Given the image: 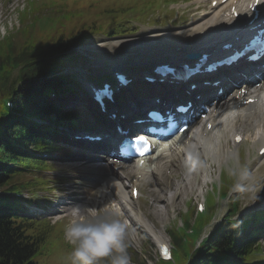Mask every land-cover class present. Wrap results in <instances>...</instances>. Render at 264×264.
Returning <instances> with one entry per match:
<instances>
[{
    "label": "rangeland",
    "instance_id": "rangeland-1",
    "mask_svg": "<svg viewBox=\"0 0 264 264\" xmlns=\"http://www.w3.org/2000/svg\"><path fill=\"white\" fill-rule=\"evenodd\" d=\"M28 1L29 0H10L4 3L3 0H0V42L7 36L5 43L19 40L22 34L17 35L16 30H18L20 22L22 24V30L41 31V33L35 36L37 44H40V41L45 42L44 39L49 35L55 36L57 34L58 25L66 19L78 20L84 24V31H87L88 28H90L89 31H91L92 27L98 28L99 26H101L100 29L111 30L113 27L118 26V23L122 24L130 19L132 20L131 22L137 19V22L141 23L143 26H154L157 24L154 20V14H152L155 6L152 8L151 5H146V1L149 2V4L159 6L165 5V2L168 0H38L35 4H29L28 8L30 10L20 18V13L24 10ZM200 1L202 0H190L187 3H178V5L172 6L174 11L176 10L179 14L185 9L190 10V12L186 13L188 17L190 16L189 21H182L177 17L174 23H172V26L170 25L164 29L143 27L140 33L138 32L133 35V37L106 38L103 37L106 35V33L103 32L100 36L90 37L87 41L80 43L78 48L72 49L69 52L73 60L68 62L67 68L62 74L63 77H74V80L77 78V80L83 84L84 81H89L84 77V72L89 75L92 74V76L95 77L97 75L105 76L110 72L113 64H118L128 69L130 67L140 68L141 66L154 62L153 57L150 55V47H153L151 44L148 45L145 43V48L137 49L133 43L131 48L119 50L118 48L124 47L120 46V43V45L113 48V41L116 40L133 39L144 34L145 37L142 38L153 41L154 46H158L159 44H161L159 46L163 44L173 45L177 43H183L188 46L187 43L189 42L179 37L177 33H180V31L175 30L183 29L181 32H185L192 27L196 18L200 19V16H206L204 15L205 12L203 13L204 10L211 12L209 9L211 8L212 1ZM159 15L162 21L163 18L161 14ZM167 18H173V14L171 13V16ZM111 21H114L116 25L110 26L109 24ZM236 25H238V23H235L229 29H233ZM132 27L137 30L141 28V26L137 24ZM169 32L171 33L169 34ZM230 35L231 34L227 35L225 38ZM229 39H226V41H230ZM190 44L192 43H189V45ZM190 52H192L191 48L186 53ZM262 109V113H264V108ZM209 113L210 111L208 114L206 113V121L210 119ZM215 115H218V112ZM263 117L264 114L261 113L256 116V124L259 126L256 127L257 129L253 127L251 129V137L249 136L247 140L248 142H245L244 145H240V151L244 150L246 155L244 158V152H240L241 167H245L244 164L248 163L251 169H248V167L246 169L241 168L239 173H237V175L235 174L238 179H234H236L238 183L229 185L227 200L219 201L217 196H215V199H212L213 203L210 205L212 207L210 211H214V217L212 221L205 225L202 231V235H204L200 241L194 242L193 239L190 238V244L192 243L194 250L198 249L199 243H201L206 235L216 231L221 226L222 222L226 220L229 215L230 202L234 197H238L236 204L238 205V209L235 214L231 215V220L241 221L242 219L249 218L256 213L264 211V167L260 166L257 170L251 167L252 164L256 166L259 163L256 160L258 154L256 153L257 149L253 146V137L257 136V132L264 128V122L259 119H263ZM194 131L196 132L198 129ZM259 151L258 149V153ZM58 154H61L63 157L58 155L60 157L57 156L51 159L50 162H47L48 165L51 166L48 171L34 173L35 175L25 177V179L33 178V180L47 179L49 182V186L45 190H37L34 192L23 191L24 198L31 199L33 202V204L26 205L29 210L33 212V215L34 213L39 215L43 214L45 215L44 217L50 215V212L58 208L57 205L59 202H55L52 205L49 202L61 196L62 192L60 191L64 188V185L59 182L62 181V179L64 181L65 179H69L81 183L79 184L80 186L74 185L73 183L67 184L65 186L66 190H68L69 194L78 192V194H80V206H85L90 214H103L107 212L120 218L126 225V243L129 242L135 245L134 249L129 252V255L134 256V252H136L137 255L142 254L138 262L144 261L145 264H155L161 260L159 256L161 244L155 242L157 238L164 239L163 243L167 242L165 244L172 250V255L175 256V254H177L178 249H174V235L177 234L182 237L181 235H184L186 230H177V228L180 229V221H182V218H184L191 209H194V207H196L197 212V202L200 200V198H198L199 194L207 193L211 185L218 183H209V187L204 185V183L211 180L205 178L204 174L208 175V167L215 165L210 162H205L204 165L207 168L205 171H203L204 169L201 170L198 181H196V177L191 178L192 184L190 186L189 180L186 178V180L184 179L187 175V164L183 158V154L178 155L177 162L174 164L173 159L171 165L164 161L153 160L151 163L148 161L142 171L144 174L140 176H137L135 173L136 165H130V167L126 169L127 172H124V169L119 170L116 168L99 170L93 167L94 162L92 163L93 165L88 164V161L86 163L85 159H81L78 155L76 156L70 149L59 151ZM68 155H70L69 158H71V161L65 160ZM226 155H223L225 160H227ZM209 160H212V158L209 157ZM214 162L217 163L216 161ZM176 164L177 166H174ZM217 164L220 166V162ZM224 166L226 165H222L221 169H223ZM113 169L118 173L119 177L116 178V176H114V172L111 171ZM110 174L112 175L110 176ZM223 174L225 175L224 172ZM99 179H102L99 182L100 185L106 181L104 184H107V189L101 186L97 189L92 188L94 186L93 181ZM239 179L242 182H239ZM75 187L80 188L75 189ZM132 188L138 190V201L132 200ZM126 198L132 202V206L128 205ZM9 202L15 205L17 209H20L18 213L23 215L21 213L22 207L27 201L9 199ZM26 212L29 211L26 210ZM65 215L66 214L53 215L49 217L51 220L48 222L52 225L49 224L45 241L41 244L34 258L38 264H70L69 254L71 246L64 239V231L65 228L70 225L74 217L72 214L68 217H65ZM195 216L196 213L191 215V222L194 220ZM48 222H36L34 227L27 228V234L33 235L43 232V228ZM190 244H187V247ZM142 246L144 247L143 251ZM185 248L186 247H184L183 252ZM259 251L262 252L259 254ZM175 257L176 264L182 262L180 256L176 255ZM250 257L255 261L257 258L264 261V247H257Z\"/></svg>",
    "mask_w": 264,
    "mask_h": 264
},
{
    "label": "trees",
    "instance_id": "trees-1",
    "mask_svg": "<svg viewBox=\"0 0 264 264\" xmlns=\"http://www.w3.org/2000/svg\"><path fill=\"white\" fill-rule=\"evenodd\" d=\"M9 1L3 0L4 3ZM37 1L29 0L20 16L30 10L29 4ZM146 5L155 6L147 1ZM109 25L116 24L111 21ZM100 28L92 27L91 31L90 28L84 31V24L66 19L58 25L55 36L49 35L44 39L45 42L37 44L35 36L41 31L22 30L20 22L16 31L22 37L5 43L7 36L0 42V264H38L34 258L45 241L49 223L43 232L28 235L27 228L34 227L36 221L19 214L17 207L9 202L13 197L5 191L19 193L45 189V179L25 177L49 169L46 161L38 156L54 153L57 146L54 143L56 134L51 133L54 125L77 128L78 122L83 121L79 113L62 114L71 90H62L60 87L68 82L75 84L60 75L68 62L73 60L69 51L90 35L106 32L107 35L115 36L130 32L127 24L115 26L111 30ZM6 100L11 101L12 109L6 106ZM35 118L45 124L38 126ZM48 121L50 123L47 125ZM237 201L238 197L231 200L228 217L214 232L215 235L202 243L200 250H194L190 242L187 247L182 237L174 235L177 255L182 258V263L244 264L252 248L246 238L236 237L241 221L231 220V215L237 212ZM193 213H196L195 208L189 215ZM209 217H197L191 222L192 217L189 216L184 221L186 228L190 230L194 227L196 231L193 235L187 232L188 236L198 239L205 225L210 222Z\"/></svg>",
    "mask_w": 264,
    "mask_h": 264
},
{
    "label": "bare ground",
    "instance_id": "bare-ground-1",
    "mask_svg": "<svg viewBox=\"0 0 264 264\" xmlns=\"http://www.w3.org/2000/svg\"><path fill=\"white\" fill-rule=\"evenodd\" d=\"M206 1L207 0H202L200 2H206ZM244 1L245 0H227L225 3H223V0H212V2L217 3V7L215 9H212V8L209 9V10H211V12L204 10L203 13L205 12L204 15H206V16H200V19L196 18L195 21L193 20L194 23L192 24L191 28L187 29L185 32L177 33V35L179 34L178 36L181 38H184L185 39L184 41H186V42L194 43V45L196 46V50H203L207 53L220 51L221 47L224 44H227L229 42V41H226V39L228 40L229 38H231L229 40H232V39L238 38L240 35H245V37L248 36V32L246 30L249 26L246 27L244 25V23L249 22V18L252 19L253 17H251L252 14L249 11L248 3L244 2ZM204 5H202V6H204ZM233 8H235V11L237 12L238 16L232 15L233 14L232 13ZM235 23H238V25H236L233 29H229ZM229 34H231V35L229 37L225 38ZM174 38H175V36H174ZM171 40H172V38H171ZM144 42L145 41H143V43ZM146 42L149 45L151 40H147ZM120 43H121V45H120ZM133 43H135V42L134 41L119 40V41L114 42L113 48H115L117 45H120L123 47H126V46L131 47ZM189 43H187V44L189 45ZM138 46H139V49L145 48L144 44L138 45ZM145 53H147V52H145ZM259 68H261V67H257L256 69H259ZM263 89H264V86H263ZM142 91H144L145 93H149L150 90L148 91L147 88L142 87ZM134 97H135V95H134ZM53 99H55V98H53ZM250 99L256 100V102L254 104H251V105H245V103ZM63 102L64 101H61V103H63ZM230 104L234 105L232 107V109H229ZM65 105L67 106V108H69L70 105H74L75 108L80 110V111L86 109V104H84L80 101H76L75 104L66 103ZM205 105H207V104H205ZM133 106L134 105L130 102L129 104L126 105V109L131 111L133 109ZM262 108H264V90L258 91L255 88H251V87H244L242 89V91L238 95H236V97H234L231 100H228L227 103L220 106V108L217 105H211V107L209 108L210 109L209 110L210 111V113H209L210 119L208 121L214 122L215 128L212 132L207 133V136H206L205 141H204V143L208 149L209 157L212 158V160L216 161L217 163L220 162L221 141H222V139L225 138V135L227 133H229L230 135H233L232 136L233 148H232V151L228 152V154L226 155V159L228 160L229 157L236 156V153L238 151V145L236 143H234V137H235L234 134L236 132L242 133L243 130L241 129V127L243 125H245L247 128L251 127L253 124L252 118H254V116L258 112H261L263 110ZM142 109H143V106L140 107V110H142ZM217 112H218V115H219V112L221 114H223L225 112L226 113L222 117H220V119L217 120L218 115H215ZM259 119L264 122V117H263V119L262 118H259ZM257 126H259V125L256 124V126H252V128L253 127L256 128ZM108 133H110V137L112 136L111 138H113L114 140L115 139L121 140L123 138V136L119 135L118 133H112L111 131H109ZM113 134H115V135H113ZM131 139L132 138H128V141H130ZM256 143L259 145V148H258L259 150L264 148V128H262L260 131L257 132V139L254 141V144H256ZM163 146H166V144H164ZM229 149H231V148H229ZM259 159L261 161L259 164H257L256 166H253V164L251 165V167L255 170L259 169L260 166L264 167V156L260 157ZM223 160H225V159L223 158ZM145 161L147 163L148 161H150V159L149 158L145 159ZM88 164H90V163H88ZM145 165H144V167H145ZM174 166H177V164ZM144 167H142V168L136 167L135 168V173L137 174V176L144 174L142 172ZM183 167H184V164H183ZM155 171H156V167H155ZM111 175L112 174H110V176ZM163 176H164V174H163ZM164 179H165V177H164ZM193 180H194V178H193ZM210 181H208L207 183L209 184ZM189 182H190L189 185L191 186V184H192L191 179L189 180ZM183 191H185V190H183ZM179 195H181V194H179ZM132 200H133V198H132ZM127 201H128L127 202L128 205L132 206V202L129 199H127ZM70 211H71V209H68L67 213H70ZM156 237H157V235H156ZM163 240L164 239H162V238H157V239H155V242L161 243V242H163Z\"/></svg>",
    "mask_w": 264,
    "mask_h": 264
},
{
    "label": "clouds",
    "instance_id": "clouds-1",
    "mask_svg": "<svg viewBox=\"0 0 264 264\" xmlns=\"http://www.w3.org/2000/svg\"><path fill=\"white\" fill-rule=\"evenodd\" d=\"M74 219L65 228L71 246L70 264H130L126 225L111 213L90 214L85 206L72 210Z\"/></svg>",
    "mask_w": 264,
    "mask_h": 264
},
{
    "label": "snow or ice",
    "instance_id": "snow-or-ice-1",
    "mask_svg": "<svg viewBox=\"0 0 264 264\" xmlns=\"http://www.w3.org/2000/svg\"><path fill=\"white\" fill-rule=\"evenodd\" d=\"M257 43V40H253L252 43L249 46H246L242 51L237 52L234 57L230 58L231 61L238 60L241 56H244L250 52L252 47ZM259 55H264V47L261 48L260 52H258L256 55L249 56V59L255 60L259 57ZM104 94L107 95V89H104ZM99 97V93H98Z\"/></svg>",
    "mask_w": 264,
    "mask_h": 264
}]
</instances>
